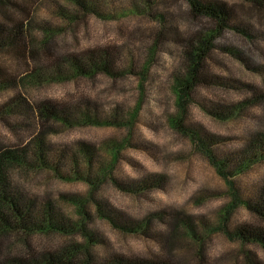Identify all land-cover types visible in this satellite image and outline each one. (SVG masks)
Segmentation results:
<instances>
[{"label":"rangeland","instance_id":"rangeland-1","mask_svg":"<svg viewBox=\"0 0 264 264\" xmlns=\"http://www.w3.org/2000/svg\"><path fill=\"white\" fill-rule=\"evenodd\" d=\"M13 1L27 9L25 14L6 5L28 25L27 46L36 52L26 66L0 51V66L13 82L0 88V107L16 98L30 105L58 103L71 109L72 124L0 119V153L30 145L42 131L49 148L44 163L29 160L6 172L11 193L19 192L39 209L50 204L53 220L83 230L9 235L0 239L1 255L25 251V241L38 254L82 246L89 234L98 260L117 254L167 256L191 264L201 250L209 262L232 264L238 245L219 229L232 199L229 182L242 199L264 188V102L254 101L251 91L264 88V9L245 0H216L235 11L238 29H228L217 41L209 62V75L221 85L197 89L189 105L186 130L203 141L213 139L203 147L199 138L192 140L172 125L178 115L173 83L183 68L180 42L208 25L191 15L185 0H105L113 18L73 23L61 16V9L76 14L67 0ZM243 24L253 39L243 35ZM106 49L115 57L113 77H79L63 62L69 55ZM56 71L66 79H58ZM84 114L99 124L84 123ZM86 149L93 150L92 157ZM207 150L234 160L224 169L226 179L209 162ZM72 199L82 201L86 216ZM228 225L264 227V221L241 204L230 210ZM250 248L264 264V249Z\"/></svg>","mask_w":264,"mask_h":264},{"label":"trees","instance_id":"trees-1","mask_svg":"<svg viewBox=\"0 0 264 264\" xmlns=\"http://www.w3.org/2000/svg\"><path fill=\"white\" fill-rule=\"evenodd\" d=\"M69 5L76 10V14L70 15L64 10H60L61 16L73 23L78 19H86L88 17H97L103 20H109L113 17L107 14L105 9V0H67ZM257 9H264V0H245ZM189 6L191 15L194 18H202L208 22L206 27H203L199 32L192 34L187 39H182V58L183 68L174 78L173 91L176 96V107L178 115L172 120V125L179 132L186 136H190L192 140L199 138L202 141L203 147L213 141L207 136V140H202L192 130H186L184 122L188 121L189 105L194 101V94L197 89H210L215 85H221L217 78L209 75V62L213 60L212 53L217 47V41L224 36L228 29L236 30L234 23L237 21L235 11H233L225 3H220L216 0H185ZM11 5L16 9L22 10L25 14L27 10L20 4L13 0H0V13L4 18H0V51L12 55L15 59L22 61L27 66L30 59H34L36 50L30 49L27 46V35L29 30L28 25H25L20 16L15 17L8 9ZM7 8V9H5ZM5 9V10H4ZM164 17V16H163ZM241 32L248 38L253 39L249 33V26L243 24ZM227 52L230 50L226 49ZM51 57L55 55L50 53ZM45 60H49L48 56L44 55ZM52 58V59H53ZM64 63L69 64L71 72L76 76L83 78H93L98 73H104L108 76H115L113 64L115 62L114 54L111 50H91L81 55H69L63 60ZM58 63L55 64L57 67ZM47 76L50 74L46 73ZM56 71L55 76L64 80L65 77L59 75ZM31 80L38 79L34 74H30ZM36 81V80H35ZM37 82V81H36ZM12 84V80L6 76L5 68L0 66V88H5L6 84ZM252 98L254 101L259 100L264 102V88L261 91L251 88ZM61 105V104H60ZM86 107L90 103L85 104ZM81 106V104L78 105ZM90 109V108H88ZM234 108H231L232 110ZM71 109L59 106L58 103L52 102H37L29 104L28 101L22 98H16L10 103H6L0 107V119L5 116L16 117L21 116L23 121L28 123L37 121L38 118L46 122H59L61 124H72V117L70 116ZM86 122H92L89 114L81 116ZM86 121V122H85ZM89 122V123H90ZM92 124H99L98 121ZM45 132L36 135L33 143L26 145L23 148L15 150H3L0 153V239L9 235L30 237L33 233L48 234V233H71L72 230L82 229V225L72 227L64 221L53 220V209L50 204H47L40 209L34 202L26 201L19 192L11 193V184L8 180L6 172L11 167H17L27 162L34 161L44 163L46 161L47 151ZM88 157H92L93 150L86 149ZM207 158L211 165L217 170L218 174L226 179L227 174L224 169H227L229 164H233L234 160L226 157H219L214 155L210 150L206 151ZM33 158H30V157ZM118 152H114V159L117 160ZM50 162V160L48 159ZM236 167V166H234ZM238 170L241 168L236 167ZM230 193L232 199L230 205L220 215L219 229L230 241L238 245L237 253L233 257L232 264H263L258 255L250 248L256 246L264 249V227L261 225H242L230 227L228 225L230 210L237 208L239 205L245 206L248 212L255 218L264 221V188L256 192V195L251 198L242 199L240 191L236 185L229 182ZM72 203L77 206L78 212L86 216V212L81 200L72 199ZM103 218L113 219L109 215H105L99 209ZM176 219V218H175ZM188 225V224H187ZM179 223L176 222V230ZM83 230V229H82ZM189 235L195 238L192 229L188 226ZM188 234V233H187ZM89 243L82 246L70 244L67 247L56 250L54 252L41 251L35 252L28 241H25V251L17 255L2 256L0 252V264H180L173 259L164 256H155L153 258H133L124 255H109L101 260H98L92 251L93 242L89 234H85ZM197 240V238H195ZM1 246V245H0ZM38 255V256H37ZM191 263V262H190ZM191 264H218V261L209 262L203 252L198 250Z\"/></svg>","mask_w":264,"mask_h":264}]
</instances>
